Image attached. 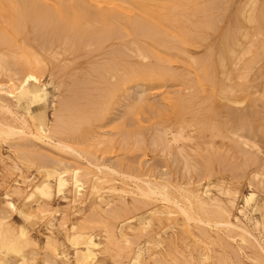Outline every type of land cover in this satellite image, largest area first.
Returning a JSON list of instances; mask_svg holds the SVG:
<instances>
[{
    "label": "bare ground",
    "instance_id": "1",
    "mask_svg": "<svg viewBox=\"0 0 264 264\" xmlns=\"http://www.w3.org/2000/svg\"><path fill=\"white\" fill-rule=\"evenodd\" d=\"M247 5V8L240 14L243 21L238 25V32L226 34L224 31L225 34L222 33L221 37H219L220 40L217 42V51L212 52V47L208 46L207 48L212 51L210 53L208 52L209 54H206L207 52L204 53V55L206 54L205 57L202 58L201 56V59L198 58V60H196L194 57L192 58V56H189L190 54L187 53L186 47L190 45L192 47L197 46L196 43L204 38V35L208 36L203 34L204 31L216 28L217 25L215 21H218L219 17L222 18L221 15L218 14V17L216 13L212 12L214 8L213 0H0V47H4V51L8 50L7 52H9L7 56L6 54L8 53L5 54L3 50V52H0V78L4 77L6 79L4 82L0 79V163L4 170L2 183L5 185L0 197V264H106L105 259L107 257L111 259L112 263L117 264H264V197H261V192L264 193V190H262L264 188V153L260 148L261 146L259 147L257 144L259 143L257 138L261 132L259 133L257 130V133H255V129L254 133L257 134L258 137L252 138L254 136L253 133V135L249 137L250 123H248L246 119L249 124L248 126L246 121L244 122V119L246 115H249L252 111L249 113L245 109L241 110L242 108H240L239 112L233 116L234 111H232L230 104L236 105L239 103L242 106V101L237 97L235 91L238 89L243 90L245 86H242L244 83L242 85L236 83L235 85V83H231L230 80L229 82L226 81L230 76L228 67L233 63L232 59H240L239 51H242L244 54L252 53L250 47H247L249 43L245 45L246 49H244V47L241 48L244 45L242 43L244 40L240 37L247 39L251 38L249 40L251 44V40H253L252 37L254 36L252 31L250 32L248 30L249 26L246 27L243 22H246V24L248 23L247 25L252 24L253 28H250V30L253 29L255 33H261L262 36L264 34V26H260L261 18L264 20L262 5H257L256 0H248ZM225 9L228 8L225 7ZM220 21L219 19L218 22L220 23ZM233 30L235 31V27ZM28 33L35 35L38 42L41 38L43 41L46 39V43L49 44V47L53 45L56 49L60 50V52L71 51L73 53L77 52V54L78 51L84 49L86 46H92L93 50H96L94 52L97 53V51H101L104 48V43H107L109 40H119L121 43L119 45L115 44L114 47L110 45L111 49L105 52L107 57L103 62L95 60L97 63H94V65L91 64L92 66L88 63L91 69L86 66L87 69L90 70L88 73L89 75L92 74L93 76V73L96 75L94 76L96 77L94 82L97 84L95 88L96 91L93 90L94 88L86 90V87L84 89L88 91L87 93L86 91L80 93V89L76 91V84L80 86L78 85L80 82L77 83L73 81L74 78L72 81L69 80L72 82V84H69V88H71L70 85L73 86L74 84L76 87H72L74 90L72 88L69 89L68 85H62V82L58 83L59 85L56 84L58 88H61L59 86H63V89L68 88L65 91H70L71 93L73 91L76 92L72 93V95L67 93L71 96L68 95L65 99L59 97L61 101L59 102V106L56 107L55 104L58 105V103L54 101V95L52 91L49 90V87H52L54 91L57 86L54 85L53 78L50 76L52 74H49L50 72L48 73L50 77L46 82L41 80V75H43L42 71L45 70V66L40 56H37L33 50H28L29 47L28 49L25 48V41H27V43H25L26 45H28L30 41V39L25 40L28 36H31L28 35L25 37ZM19 37H21V39H19ZM204 39L208 41L207 38ZM246 40L244 42H246ZM258 40L255 43L259 42ZM34 41L32 43H34ZM262 42L264 43V40ZM230 45H232V47H234L233 45H235V47L238 46V50L239 47L241 50L238 51L235 47L231 48ZM39 46L37 49L40 48L42 50V47L44 48V46ZM227 46H230V49ZM258 47H261L259 50H263L264 44ZM108 48L110 47L108 46ZM197 48L194 49L197 50ZM40 49L38 51H40ZM56 49L51 52L49 51L46 53L45 51L43 53L47 54V58L53 57L55 53L59 52ZM256 49L258 50V48ZM106 50L108 49L106 48ZM204 50L206 51L207 49ZM91 51L92 50H89V48H87V52L86 49H84V52H86V54L88 53V55ZM71 52L70 54H72ZM256 52L255 54H257ZM259 52V56H261V52L264 53V51ZM130 53H133L138 61H130ZM105 54L102 55L104 56ZM73 55H75V53ZM243 56H241V61L242 58L245 59L247 55H245V57ZM97 57H99V55H97ZM252 58L250 59L252 63H250L248 69L246 68L247 66H245V64L250 61L248 58V61L244 62V67H241L251 70V64L255 66V63L258 62L253 60V63ZM45 59L46 58H44V60ZM147 59H150V61L145 62ZM182 59L186 62L187 72L193 74V79L191 81L193 85L189 87L185 86L184 88L179 87V90L175 88L177 91L173 94L174 89L171 90L173 92L171 93L166 90L165 87L169 81L181 79L183 74L170 68V64H176L177 61L183 63L179 61ZM50 60L51 59H49V61ZM240 60L239 62L242 63ZM260 61L262 63V60ZM72 62L75 64V61ZM72 62L70 63L72 64ZM71 64L66 65L71 66ZM57 65H59V63ZM232 66L237 68L238 65L234 63ZM254 66L253 68H255ZM258 66L256 65V67ZM241 69L239 71H241ZM215 71L220 72L219 75L221 78H223L222 74H226V76L229 75L228 78L225 79V85L224 83H222V85L219 84V80L215 78ZM58 72L56 71L54 74ZM60 73L61 72L57 75ZM263 73L264 72L261 74ZM54 74L52 76L55 78ZM88 74L87 77H90ZM258 74L257 76L254 74V79L259 77ZM245 75L249 78L246 72L245 74H237L236 77L241 78L243 81L246 79L244 77ZM62 77L57 79L61 81ZM186 77H188V74ZM79 80L81 79L79 78ZM184 81L186 82V80ZM237 81L240 80L237 79ZM260 81L256 82L260 83ZM81 82L83 83L84 81ZM247 82L249 83V81L246 80L245 84ZM84 84L85 83H83V85L81 84V86L88 85L87 83L86 85ZM103 84L104 86L100 87ZM186 84L188 85V82H186ZM90 85L92 86V83H89L88 86ZM236 86L237 88H235ZM247 86L249 87V85ZM138 87H144L145 92V87L147 91V87L155 88V91L161 95L160 100L163 105L160 106L162 108H159V105L155 107L154 114H158L161 117H171L175 122H181V124L185 121L184 125L186 123L188 124L185 118L186 115L190 112L193 113L192 108L193 106L195 107V105L204 112L200 113L196 110V113L194 112L193 115H191L193 118H214L213 115L218 105L224 106L227 112H230L231 118L234 117L236 120V117H239V133L243 131V128H249L246 130L247 133L249 132V135L246 133L249 138L243 137L242 135L244 133L240 135L234 130L230 134L235 135L237 138H234L235 141L231 139L234 136L230 135L226 131L227 129H225V132L231 136H229V140L232 142L231 145H233V148L236 143L238 145L236 144L235 147L240 146L238 150H236V158L240 155L239 152H243L241 159L242 161L245 160L244 163L247 161L246 163L249 162L250 166L252 163L257 164H255L257 169L256 166H251L255 167L253 168L255 170H253L251 175H249L248 181H246L248 182V190L245 193H241L238 189L230 187L229 184L212 181V178H209V176L211 168L214 172L213 167L208 165L203 159L201 163L204 161L205 163L201 171H206L208 176L202 178L203 175L200 174L201 180L199 178V184L197 183V176V179H194L196 182H192L191 180L193 178L190 176L191 180L187 179L188 181L186 183L185 181L183 183H181V181H178L179 183H173L174 179L172 181L164 177H159L157 175L158 173L155 174L157 171L155 173H153L154 171H152V173L148 171L134 173V170L133 172L130 171V166H127L129 167L128 170H125L120 167L122 164L116 166L115 164L117 162H114L115 164L112 163L113 166L108 162V164L105 163V160L104 162L99 161L100 158L94 155L96 151L93 154L88 148L93 149L103 144H110L113 138L111 139L105 135L102 136L100 133V135L97 136H86L85 133L80 135V130L90 125L92 122L94 123V121L106 120L109 117L110 110L114 108L115 105L117 107V103L121 102L120 100L128 98L132 88L135 90V88ZM248 89L251 90L250 88ZM58 90L59 89L55 91L57 92ZM89 91H95L97 94L90 97L88 94L90 93ZM239 92L241 93V91ZM93 93L94 92H92V95ZM199 93L203 95L200 96ZM262 93H264L263 90L262 92L260 91V94ZM135 94L137 93H134V96ZM137 95H140L141 101H146V97H141V94ZM259 96L262 95L258 94L255 98ZM263 96L261 97L262 99L264 98ZM56 97L58 98V95ZM74 97L78 99V101L80 98V100H85V102L76 104ZM59 98L57 99L58 101L60 100ZM150 99L148 100L150 101ZM220 100L224 101V103H221ZM131 101H133V97ZM250 101L252 105H254L253 102L257 100L253 101V99H251ZM133 102H127L125 104L127 111L135 107ZM257 102L260 103L261 100ZM147 104L149 105V102ZM239 104L236 107L235 105L233 106L237 108ZM207 105L209 107H207ZM261 105L264 104L262 103ZM138 106L140 105L138 104ZM49 108L52 109L51 118H49L47 114ZM125 111L123 112L125 113ZM242 111H244V113ZM259 111L258 113L261 114ZM231 112H233V115ZM131 113L129 112L128 115ZM131 116L134 115L131 114ZM227 116L229 115L227 114ZM219 117L218 114V119H220ZM230 117H225L226 123L229 122L227 119H230ZM152 118L150 119L151 121ZM248 118H250V116ZM205 119L203 118L201 128H203V126L208 128L212 127L214 122L212 126H209ZM262 119H259V121L261 120L264 122ZM116 120L117 119L112 121ZM191 120L193 119L189 121L191 122ZM196 121L198 122H196V126H200L199 121L201 122L202 119H197ZM254 122L252 120L251 123ZM117 123L118 121L116 124ZM125 123L124 125L128 122ZM218 124L217 121V125ZM106 126L104 125L105 128H107ZM226 126L229 127L230 125H225L224 128H226ZM254 126L252 125V127ZM96 127H99V125ZM113 127L115 126L112 125V129ZM155 127L160 129L156 125ZM218 127L220 126L218 125ZM218 127L215 126L214 128ZM263 127H260L262 128V133L264 132ZM120 128L117 126L116 130ZM156 128L155 130L158 131ZM197 128L198 132H201L200 127ZM208 128L206 132L207 130L209 131ZM186 129H188V126ZM162 130L163 131L159 132H161L163 137L160 136L159 138L162 139L161 141L165 146H168L170 142L175 143L179 138L184 137L182 128L174 129V132L171 131L169 133L171 137L169 138L165 137V134L163 135L162 133H165V131L167 132V130ZM214 130L210 128L208 133H204L209 134L211 131L214 132ZM113 131L115 132V130ZM118 131L116 132L119 133ZM152 132L154 133V130ZM243 132H245V129ZM139 133L138 131V134ZM114 134L113 136L116 135ZM132 134L133 133H131V136ZM138 134L135 135L133 140H137L136 137H138L137 141L141 142L140 140L142 137ZM125 135L123 137H125ZM218 135H220V133L215 134L214 132L213 136L217 137ZM224 135H221L222 138L218 136L220 141L221 139L222 141L223 139L227 140L226 135L225 137ZM209 136L211 137V135ZM200 139L203 141L205 140L201 137ZM260 140H263L262 136ZM129 142L130 141H128V143ZM122 143L116 145L115 142L113 145H116V149L120 150V148L117 147ZM142 143L143 142L139 144ZM146 145L148 147V144ZM187 145L188 144H186L185 147L188 149L189 146L187 147ZM196 145V147H198V144ZM3 146L6 147V154L2 152ZM137 146L135 150L139 149ZM199 146L201 147L202 145ZM120 147L124 149L123 146ZM157 147H159V145ZM181 147H183V145ZM218 147L219 146H217V150L220 149V147ZM203 148L205 149V147ZM210 148L214 149L215 147H209L208 149L210 150ZM228 148H230V146ZM41 149H53L60 155L54 157L50 155L52 157H46V153L43 154L40 152ZM96 149L99 150V148ZM190 149L191 148H189V150ZM201 149L199 150L201 151ZM102 150L99 151V153H106L107 151L105 150L108 149ZM182 150L183 148H180L181 153ZM209 150L208 152L212 151ZM222 150H224V148L222 149L221 147L219 151ZM191 151H194V149ZM127 152H130V150H127ZM183 152H185V150ZM134 153L135 152H131V154ZM195 153L194 151V154ZM212 153L214 155V150ZM217 153L218 151L215 153V156ZM222 153L223 156L219 153L216 158H208L210 155L213 156L210 154L207 157L209 159L207 162H210L211 159L214 158L217 159L218 156L219 158H224L225 153L223 151ZM228 153L230 154L232 152L229 151ZM259 153L263 156H259ZM207 154L205 153L206 156ZM227 154L226 156H228ZM232 154L234 156V153ZM44 156L47 161L43 160L45 159ZM192 156L193 154L191 158ZM197 157L199 158V154ZM228 157H231L230 159L233 160L231 154ZM111 160L112 159L108 161L110 162ZM128 161L129 160L125 163L128 164ZM222 161L223 165L225 162L229 163L228 160L225 162L224 160ZM236 161L237 160L234 159V162ZM186 162L187 160L184 162L185 167ZM188 162H190V160ZM234 162H231L233 167L237 164H234ZM137 163L138 162L132 164V167ZM244 163L240 161V164L243 165ZM139 164L140 163H138V166ZM220 165H222V163ZM21 166H25L26 168L35 166L33 168H35L39 177L35 179L34 176L30 177V175L24 174ZM232 166L231 172L229 171L230 168L226 171L224 169V172H221L220 175L225 172L227 173V171L228 174L231 175L230 173L235 171L234 169V171H232ZM237 166H239V163ZM240 166L237 168L238 170L241 169ZM244 166L245 168L242 167L246 170L250 167L249 165L247 167L246 164H244ZM187 167L192 168L188 165ZM216 167H218V165H216ZM181 168H184L183 164ZM243 168L242 173L245 171ZM174 169L176 170V168ZM189 170H187V172ZM201 171L199 173H201ZM234 173L236 174V172ZM237 173H239L241 176L240 178H242V173L240 174L238 171ZM165 174L167 173L165 172ZM206 174L204 173V175ZM235 174L232 175L234 176ZM12 175H14V177L8 181L7 179ZM216 175L218 176V173ZM166 176L167 175H165V177ZM236 176H234L235 179L232 178V181L236 180L235 182H237L241 180L240 178L237 180ZM181 177L183 178V176H180V178ZM174 178H176V176ZM229 178H231V176L228 177V179ZM55 198L65 202V206H55L53 203ZM128 198L130 199L129 201L127 200ZM238 199L241 201L240 205L237 203ZM142 209L145 210L143 211ZM85 210L90 212L89 216L86 215L88 217L84 215ZM12 214H15L20 219V223L15 224L12 219L10 220ZM38 223H40L42 228L46 231L42 242L33 232L34 226ZM55 232L62 234L63 243L59 241ZM178 243L184 245L183 251L177 249L176 245ZM213 245H219L222 249V253L220 254V252H217L218 254H216L212 249Z\"/></svg>",
    "mask_w": 264,
    "mask_h": 264
},
{
    "label": "rangeland",
    "instance_id": "2",
    "mask_svg": "<svg viewBox=\"0 0 264 264\" xmlns=\"http://www.w3.org/2000/svg\"><path fill=\"white\" fill-rule=\"evenodd\" d=\"M221 1V2H220ZM230 1V2H229ZM257 1V5H259V6H261L262 8H263V11H264V0H256ZM218 2H220V3H218ZM228 2V3H227ZM213 4H214V8L212 9V12H214V13H216V15L219 17V15H221V17L222 18H218V21H219V19L221 20L220 21V23L216 20L215 21V23H216V25H217V29L216 28H214V29H207V30H205L204 31V33L203 34H206V35H208V36H205L204 35V38H207L208 39V41L206 40V39H204V38H202V39H200L196 44H197V46H198V48H197V46H193L194 48H197V50L196 49H194L191 45L190 46H188V47H186V50H187V53L188 54H190L189 56H192V58L194 57V59H196V60H198V58L199 59H201V56H202V58L203 57H205L206 56V54H209L212 50V52H215V51H217V49H218V41L220 40V38L219 37H221V34L222 33H224L225 34V32H226V34H232L233 32L234 33H237L238 31H237V29H238V25H239V23H242V18L240 17V14H241V12L242 11H244L246 8H247V4H248V0H219V1H217V0H213ZM220 4V5H219ZM229 4V5H228ZM224 5V6H223ZM231 5V6H230ZM228 6V7H227ZM243 6V7H242ZM221 7V8H220ZM225 7L226 8H228V9H225ZM218 8V9H217ZM232 8V9H231ZM218 10H219V12H218ZM227 10V11H226ZM222 11H224V12H222ZM238 14H237V13ZM240 12V13H239ZM232 13V14H231ZM219 14V15H218ZM231 15V16H230ZM234 16H235V18H234ZM224 18V19H223ZM223 19V20H222ZM227 19V20H226ZM262 20H263V18H261V22H262ZM259 22H260V20H259ZM260 22V26L261 25H263L264 26V20H263V22L261 23ZM227 23V24H226ZM244 24H245V26L246 27H248V30L251 32L252 31V33L254 34V36L252 37V39L253 40H251V44H250V39L251 38H244V37H240L242 40H246V42H244V41H242V43L244 44L241 48H243L244 47V49H246V46L245 45H247L248 43L250 44H248L247 45V47H250V49L252 50V53H243L242 51H239V50H241V48L239 47V50H238V46L237 47H235V45H233L238 51H239V55H240V59H241V56H243V57H245V55H247L246 57H245V59L244 58H242V61L240 60V59H238V58H236V59H232L233 60V63L232 64H234V63H237V68L236 67H234V66H232V64H230V66L228 67V73H230L228 76H229V79H227L228 78V76H226V74H222V76H223V78H221V76L219 75V71H215V78L217 79V80H219L218 82H219V84H221L222 85V83H224V85L226 84V81H228L229 82V80L231 81V83L233 82V83H235V85H236V83L237 84H243L242 86L244 87V89L243 90H236L235 92V94L237 95V97L242 101V106L239 104V103H237L236 105L235 104H230V106H231V109H232V111H234V115H233V112H231L232 113V115L233 116H235L236 115V113H238L239 112V109L240 108H242L241 110H246V111H248L249 113H250V111H252L249 115H246V117H245V119H244V122L246 121V119H247V121H248V123H250V126H249V124L247 123V121H246V123L248 124V126L250 127V130H252V131H250L249 130V132H250V135H249V132L247 133V131L246 130H248L247 128H243L242 130L244 131V129H245V132H240L239 133V127H238V125H239V117H236V120H235V118L234 117H230L231 115H230V112H227V110H226V108L224 107V106H222V105H218V107L216 108V111H215V114H216V116H215V114L213 115L214 116V118L213 117H192L191 115H193V113L195 112L196 113V110L197 111H199L200 113H202V112H204L203 110L201 111V109H199V107L197 106L196 107V105H195V107L193 106V108H192V111H193V113H189L188 115H186V122H188V124L186 123L185 125H184V123H185V121H184V123H182L181 124V122H175L171 117H161L160 115H158V114H154L155 113V107H158V105H159V108H162L161 106L163 105L162 104V101L160 100L161 99V95L159 94V93H157L156 91H155V88H152V87H147L148 88V91H147V89H146V87H145V90H146V92L144 91V87H138V88H135V90H134V88H132V91L129 93V97L128 98H123V100H120L121 102L120 103H117V107H116V105L114 106V108H112L111 110H110V114H109V117L106 119V120H102V121H94V123L92 122L90 125H88V126H85V127H83L81 130H80V135H83L84 133H85V135L86 136H97V135H102V136H107V137H110L111 139H112V142L110 143V144H103V145H101V146H98V147H95V148H93V149H96V148H99V150L98 149H96V150H93V149H91V148H88L90 151H92L93 152V154L95 153V151H96V153L94 154L96 157L98 156L100 159H99V161H103L104 162V160H105V163H109V164H111V165H113V164H115L116 162L118 163H116L115 165L116 166H119L120 164H122V165H120V167L121 168H124L125 170H128V168L129 167H127V166H130V171H132L133 172V170H134V173H136V172H149V173H152V171H154L153 173H155L156 171V173L155 174H157L159 177H164V178H166V179H168V180H172L173 181V179H174V182L173 183H179L180 181H181V183H183L184 181H185V183L188 181V180H191V178H190V176L193 178L191 181L192 182H196V180L194 181V179L196 178L197 179V177H198V179H197V183L199 184V181L201 180V176H199L200 174L201 175H203V177L202 178H205V177H207L208 176V174H206V171H201V168H203L204 166V163H205V161H206V163H208V165H211L212 167H213V170H214V172L212 171V168L211 167H208V168H211V171H210V176H209V178H212L211 180L212 181H219V182H224V184H229V186L230 187H232V188H236V189H238L241 193H245L247 190H248V182H246V181H248V179H249V175H251V173L253 172V170H255V169H253V168H255V167H251V166H256L255 164H253L252 162V164H251V166H250V163L248 162V163H244V161L245 160H243L242 161V157L241 156H243L242 154H243V152H242V150L240 149V151L242 152V153H240L239 152V154L240 155H238V157L236 158V150H238V148L240 147H235V145L237 144H235L234 142L236 141L235 139H237L236 137H235V135H233V134H230V133H232V131H236V133H238V134H240V135H242L243 133V137H246V138H249V137H251L253 134H254V136L252 137V138H254V137H258L257 136V134H255V133H257V130L259 131V139L257 138V140H259L258 142L259 143H257L258 145H259V147L261 148V150H262V152L264 153V132L262 133V128H260V127H263V125H264V122L263 121H259V119H262V120H264V105H261L262 103L264 104V98L262 99L261 97L263 96V94L264 93H262V94H260V91L262 92V90L264 91V86H260V85H264V73L263 74H261L262 72H264V53L263 52H261V56H259L258 54H260V52L259 51H264V49L262 50V49H260L259 50V48H261V47H258L259 45L261 46L262 44H264L262 41L264 40L263 39V37H264V32L262 33L263 34V36L261 35V33L259 34H257V33H255L254 32V30L253 29H251L250 30V28H253V26H252V24H249V25H247L246 24V22H243ZM225 26H227V27H225ZM251 26V27H250ZM231 27V28H230ZM235 27V31L233 30V28ZM262 27V26H261ZM232 29V30H231ZM264 29V28H263ZM212 32H211V31ZM223 30V31H222ZM218 31V32H217ZM225 31V32H224ZM216 34V35H214V34ZM28 35H31V36H28ZM256 35V36H255ZM260 35H261V37H260ZM28 36V37H27ZM215 36V37H214ZM260 38H259V37ZM25 37H27L25 40H27V39H30V41L28 42L29 44L28 45H26L25 43H27V41H25V43H24V45H25V48L26 49H28V47H29V49L28 50H33L34 52H35V54L37 55V56H40V58H42L43 59V63H44V66H45V70H43L42 72H40V73H42L43 75H41V80L42 81H47L48 79H49V77L51 76L52 78H53V83H54V85H56V84H58V83H61L62 85L63 84H65V85H68V88H69V84H72V80H73V78H74V80L73 81H75V82H80L78 85H80V86H77V84H76V87L78 88H76L75 87V85L73 84V86H74V88H76V91L77 90H79L80 89V93H82V92H85L86 90H90L91 88H94L93 90H95V88H96V86H97V84H95V80H96V77H94V76H96L94 73H93V76H92V74H88L89 73V69H91L88 65L90 64H92V65H94V63H97L96 61H101V62H103L104 61V59H106V57H107V54H105V52L106 51H109L110 49H111V46L110 45H113V47H114V45L116 44V45H119L121 42L119 41V40H109L107 43H104V48L101 50V51H97V53L96 52H94V51H96V50H93V47L92 46H86L84 49H86V52H87V48H89V50L91 49L92 51L90 52V54L88 55V53L86 54V52H84V49H81L80 51H78V54H77V52H74L75 53V55H73L74 53L73 52H71V51H65V52H60V50H58V49H56L53 45V47L52 46H50L49 47V44H47L46 42H47V40L46 39H44L45 41H43V39L41 38L40 40H42V41H40L39 40V42H38V40L36 39V36L35 35H33V34H31V33H28ZM258 37V38H257ZM32 38V39H31ZM257 38V39H256ZM262 38V39H261ZM19 39H21V37H19ZM216 39H217V41H216ZM259 39V40H258ZM260 39H261V44H260ZM35 40V41H34ZM202 40H203V42H202ZM211 40H212V42H211ZM255 40V41H254ZM259 41V42H257V43H255L256 41ZM34 41V43H32ZM253 41V42H252ZM32 43V44H31ZM201 43V44H200ZM33 44H35V45H33ZM257 44V45H256ZM40 45V46H39ZM41 47V46H44V48L42 47V50L40 49V51H38L39 49H37V47ZM108 46L110 47V48H108ZM212 47L211 49V51L207 48V47ZM231 46V48H234V47H232V45H230ZM230 46H227L229 49H230ZM252 46V47H251ZM254 46V47H253ZM256 46V47H255ZM112 47V48H113ZM32 48V49H31ZM106 48L108 49V50H106ZM228 48H227V50H228ZM254 48V49H253ZM256 48H258V50L256 49ZM4 47H0V52L3 50L4 51ZM45 49V50H44ZM54 49H56V50H58L59 52H57V53H55V55L53 56V57H48L49 59H51L50 61H49V59L47 58V52H51V51H54ZM105 49V50H104ZM204 49H207L206 51L204 50ZM243 50V49H242ZM2 51V52H3ZM8 51V50H7ZM7 51H4L5 52V54L6 53H8V54H6V56L7 55H9V52H7ZM10 51V50H9ZM46 51V56H45V54L43 53V52H45ZM256 51H258V52H256ZM41 54H40V53ZM69 54H68V53ZM70 52L72 53V54H70ZM207 52V53H206ZM209 52V53H208ZM242 52V53H241ZM255 52L257 53V54H255ZM38 53V54H37ZM105 54L104 56L102 55V54ZM204 53H206L205 55H204ZM263 53V54H262ZM10 54H11V51H10ZM61 54H63V55H61ZM82 54V55H81ZM68 55H70V56H68ZM81 55V56H80ZM97 55H99V57H97ZM102 57H101V56ZM130 57H129V60L130 61H132V62H134V61H138V59H137V57H135L134 56V54L133 53H130ZM197 55V56H196ZM253 55V56H252ZM68 56V57H67ZM77 58H76V57ZM252 57H254V58H252V61L254 60L255 62H257V63H255V66L253 65V64H251L252 66V68H253V66L255 67V68H251V70L249 71V70H247L248 69V67L250 66V63H252L251 62V58ZM44 58H46L45 60H44ZM64 58V59H63ZM85 58V59H84ZM247 58L250 60L249 61V63H244V62H247L248 60H247ZM79 59V60H78ZM102 59V60H101ZM60 60V61H59ZM96 60V61H95ZM178 60V59H177ZM238 60V61H237ZM239 60L242 62V63H240L239 62ZM260 60H262V63H261V61ZM47 61H49V62H47ZM72 61H75L74 63L75 64H73V62ZM98 61V62H99ZM146 61H150V59H147V60H145V62ZM180 62L182 61L183 63H179L178 61L176 62V64H170V68H172L174 71H176V72H178V73H182L183 74V76H182V78L181 79H179V80H174V81H169V83H167V85H166V87H165V89L166 90H168V91H170L171 93H173L171 90H173L174 91V93L173 94H175L176 93V91H177V89H175V88H178V90H179V87H181V88H184L185 86H192L193 85V83L191 82L192 81V79H193V74L192 73H189V72H187V66H186V62L182 59V60H179ZM254 61H253V63H254ZM260 61V62H259ZM53 62V63H52ZM55 62V63H54ZM70 62H72V64L70 63ZM79 62V63H78ZM185 62V63H184ZM49 63V64H48ZM59 63V65H57ZM65 65H64V64ZM89 63V64H88ZM260 63V64H259ZM70 65L71 64V66H67V65ZM87 64V65H86ZM183 64V65H182ZM185 64V65H184ZM244 64H245V66H247L246 68H243L244 67ZM248 64V65H247ZM56 65V66H55ZM91 65V66H92ZM169 65V64H168ZM256 65L258 66V65H260V66H258V67H256ZM55 66V67H54ZM58 66H59V68H58ZM64 66V67H63ZM89 68V69H87V67ZM236 66V65H235ZM241 66H243V67H241ZM9 67V66H8ZM11 67V66H10ZM61 67H63V68H61ZM70 67V68H69ZM260 67H262V68H260ZM62 70H61V69ZM68 68H69V70H68ZM83 68V69H82ZM243 69V71H242V69ZM54 69H55V71H54ZM57 69H60V70H57ZM67 71H66V70ZM71 69H73V70H71ZM80 69V70H79ZM241 69V71H239ZM245 69H246V71H245ZM76 71V73H75V71ZM237 70V71H236ZM259 70H260V72H259ZM48 71V72H47ZM61 72L59 75H57L58 73H56V74H54L55 72ZM64 73H63V72ZM69 71V72H68ZM74 71V72H73ZM79 73H78V72ZM184 71V72H183ZM234 71H236V72H234ZM248 71V72H247ZM254 71V72H253ZM50 72V73H49ZM87 72V73H86ZM240 72V73H239ZM245 74V72H246V74L248 75L249 74V72H250V74L248 75L249 76V78L248 77H246V75L244 76L246 79H244V77H243V79L245 80H243L242 81V79L241 78H237L236 77V75L237 74H243V73ZM252 72V73H251ZM257 72V73H256ZM258 72H259V74H258ZM45 73H46V75H45ZM48 73L49 74H54L55 75V78L52 76V75H48ZM79 74V75H78ZM82 74V75H81ZM84 74H86V75H84ZM87 74H88V76H90V77H87ZM188 74V77H186V75ZM257 76V74H258V76L259 77H257L256 79H254V77H255V75ZM74 75V76H73ZM189 75H192V76H189ZM232 75V76H231ZM63 76V77H62ZM69 76V77H68ZM72 76V77H71ZM76 76V77H75ZM252 76V77H251ZM261 76V77H260ZM62 77V79H61V81H59L60 79H57V78H61ZM83 77V78H82ZM92 77V78H91ZM76 78V79H75ZM79 78L81 79V80H79ZM95 78V79H94ZM248 78V79H247ZM253 78V79H252ZM261 78V79H260ZM1 80H2V82H4V81H6V79L4 78V77H1L0 78ZM64 79V80H63ZM89 81H88V80ZM225 79H227L226 81H225ZM237 79H239L240 81H237ZM69 80H71V81H69ZM182 80V81H181ZM184 80H186V82H188V85L186 84V82L184 81ZM190 80V81H189ZM235 80V81H234ZM246 80L247 81H249V83L247 82L246 84H245V82H246ZM250 80H252V81H250ZM261 80V81H260ZM81 81H84L83 83H85L84 85H86V83L89 85V83L91 84L92 83V86L90 85V86H81V84L83 85V83L81 82ZM223 81V82H222ZM225 81V82H224ZM242 81V82H241ZM256 81H260V83L258 82H256ZM172 82V83H171ZM182 82H183V85H182ZM191 83V85H190V83ZM263 84H262V83ZM67 83V84H66ZM74 83V82H73ZM176 83V84H175ZM231 83H228V84H231ZM253 83H255V84H253ZM60 84V85H61ZM169 84V85H168ZM177 84H178V86H177ZM186 84V85H185ZM257 85V84H260V85H257V86H253V85ZM59 85V84H58ZM95 85V86H94ZM182 85V86H181ZM233 85V84H232ZM247 85H249V87L247 86ZM57 86V85H56ZM72 85H70V87L72 88L73 87ZM100 86V85H99ZM104 86V84L103 85H101L100 87H103ZM168 86V87H167ZM169 86H170V88H169ZM174 86H177V87H174ZM253 88H252V87ZM59 87H61V88H58V86H57V88L55 87V89H54V91L52 90V87H49V90L50 91H52V94L54 95V101L56 102V103H58V105L57 104H55V106L56 107H58L59 106V102L61 101V99L60 98H63V99H65V98H67V96L69 95V96H71L72 95V93H75L74 91L71 93L70 91H65V90H67L68 88H64L63 89V86H59ZM67 87V86H66ZM86 87V90L84 89ZM250 88L251 90H249L248 88ZM258 88V89H256V88ZM263 87V88H262ZM71 88H69V89H71ZM143 88V89H142ZM235 88H237V86L235 87ZM246 88V89H245ZM256 90H258V91H256ZM57 89H59L57 92L55 91V90H57ZM73 89V88H72ZM81 89H83V90H81ZM139 91H138V90ZM74 90V89H73ZM144 91V94H143V91ZM248 90H249V92H248ZM62 91V92H61ZM96 91V90H95ZM95 91H92V92H94L93 93V95H92V92L91 91H89L90 93H88L89 95H90V97H92V96H94V95H96L97 94V92H95ZM152 91V92H151ZM238 91V92H237ZM239 91H241V93L239 92ZM247 91V92H246ZM61 92V93H60ZM64 92V93H63ZM66 92V93H65ZM88 91H86V93H87ZM142 92V93H141ZM255 92H256V95H255ZM258 92V93H257ZM60 93V94H59ZM67 93H70V94H67ZM134 93H137V94H141V97L142 96H144V97H146V101L144 102V101H141L140 100V95L138 96L137 94H135V96H134ZM153 93H155V94H152ZM63 94V95H62ZM67 94V95H66ZM132 94V95H131ZM146 94H147V96H146ZM240 94V95H239ZM258 94L259 95H262V96H259V97H257V98H255V96H258ZM58 95V98L60 99L59 101L57 100L58 98L56 97V96ZM131 95V96H130ZM199 95L201 96V95H203V94H201V93H199ZM250 95H252V96H254V97H252V96H250ZM64 96V97H63ZM154 98H152V97ZM157 96V97H156ZM55 97H56V99H55ZM132 97H133V101H131V99H132ZM150 97H151V99H150ZM156 97V98H155ZM250 97V98H249ZM264 97V96H263ZM122 98V97H121ZM261 98V99H260ZM62 99V100H63ZM82 99V98H81ZM138 99V100H137ZM148 99H150V101L148 100ZM157 99H158V101H157ZM251 99H253V101L255 100H257V101H259V100H261V102L259 103V102H253V104L254 105H252V102L250 101ZM71 100H73V99H71ZM74 100H76V101H78V99H76L75 97H74ZM73 100V101H74ZM126 100V101H125ZM128 100V101H127ZM217 100H218V98H217ZM75 101V103L76 104H81V103H83V102H85V100H80V98H79V101L78 102H76ZM124 101V102H123ZM221 101V100H220ZM81 102V103H80ZM127 102H130V103H132L133 102V104H135V107H133L132 109H130V111H127L126 110V108H125V104L127 103ZM139 102V103H138ZM149 102V105L147 104ZM153 102V103H152ZM158 102H160V103H158ZM140 105V106H138V104ZM146 103V104H145ZM221 103H224V101H221ZM120 104V105H119ZM137 104V105H136ZM143 106H142V105ZM238 104H239V107H237V108H235L236 106H238ZM250 104V105H249ZM255 104H257V105H255ZM119 105V106H118ZM155 105V106H154ZM161 105V106H160ZM233 105H235V107L233 106ZM262 107H261V106ZM138 106V107H137ZM144 106H145V108H144ZM148 106V107H147ZM153 106V107H152ZM256 106V107H255ZM258 106H260V107H258ZM207 107H209L208 105H207ZM243 107H245V108H243ZM252 107V108H251ZM138 108V109H137ZM261 108V109H260ZM122 109V110H121ZM136 109V110H135ZM207 109V108H206ZM234 109V110H233ZM238 109V110H237ZM255 109V110H254ZM119 110V111H118ZM126 110V111H125ZM240 110V111H241ZM260 110V111H259ZM123 111H125V113L123 112ZM131 111H132V113H131ZM134 111V112H133ZM139 111V112H138ZM245 111V112H246ZM258 111L259 112H261V114L260 113H258ZM52 112V109L51 108H49L48 110H47V114H48V117L49 118H51V113ZM116 112H118V113H116ZM128 112V113H127ZM129 112L132 114V115H134V116H131V114L130 115H128L129 114ZM142 112V113H141ZM143 112H144V114H143ZM150 112V113H149ZM243 113H244V111H242ZM255 112V113H254ZM262 112H263V115H262ZM113 113V114H112ZM254 113V114H253ZM115 114V115H114ZM125 114V115H124ZM218 114H219V118L220 119H218ZM227 114L229 115V116H227ZM248 114V113H247ZM142 115V116H141ZM145 115H146V118H145ZM260 117H259V116ZM113 116V117H112ZM130 116H131V118H130ZM250 116V118H248ZM141 119H140V118ZM153 117V118H152ZM225 117H230V119H227V121H229L228 123H226V118ZM253 117V118H252ZM262 117V118H261ZM113 118V119H112ZM121 118H122V120H121ZM133 118V119H132ZM152 118V121L150 120ZM193 119V120H191V122L189 121L190 119ZM199 120V119H202V121L200 122L199 121V124H200V126H196V120L197 119ZM203 118L205 119V121H207V123L209 124V126L211 125L212 126V123H213V126L215 125L216 127H218V125L220 126V127H218V128H214L213 126L212 127H210L211 128V130L213 129H215L214 130V132H215V134L216 133H220V135H218L219 137L221 136V135H224V133H225V135H226V137H227V140H224L223 139V141H222V139H221V141H220V139H219V137L217 138V137H215V136H213L214 135V132L213 131H211L209 134H206V133H208L209 131H210V128H208V127H204L203 126V128H201L202 127V122H203ZM213 120H212V119ZM225 118V119H224ZM233 118H234V120H233ZM110 119V120H109ZM115 120V119H117L116 121H112V120ZM138 119V120H137ZM239 119V120H238ZM119 120H121V121H119ZM243 120V119H242ZM251 120V121H250ZM252 120H253V122L255 123V126H254V123H251L252 122ZM111 124V123H113V124H109L108 122ZM118 121V123L116 124V122ZM193 121V122H192ZM209 121V122H208ZM212 121V122H211ZM217 121H218V125H217ZM250 121V122H249ZM127 124H126V123ZM142 122V123H141ZM190 122V123H189ZM210 122H211V124H210ZM215 122H216V124H215ZM231 122V123H230ZM234 122V123H233ZM100 123H101V125L104 127V125L107 127V128H103L101 125H100ZM104 123H106V124H104ZM124 123L126 124V125H124ZM193 123V124H192ZM198 123V122H197ZM221 123V124H220ZM233 123V124H232ZM258 123H260L261 124V126H260V124H258ZM207 124V125H208ZM95 125V126H94ZM99 125V127H96V126H98ZM112 125H114L115 127H113V129H112ZM120 125V126H119ZM155 125L157 126V127H159L160 129H158V128H156L155 127ZM183 125H184V127H183ZM188 126V129H186L187 128V126ZM225 125H230L229 127H227L226 126V128H224V126ZM252 125L255 127H252ZM109 126V127H108ZM117 126H118V128H120V129H118V130H116V128H117ZM125 126H126V128H125ZM177 126V127H176ZM190 126H193V127H190ZM161 127H162V129H164V130H167V132L165 131V133L164 132H162L163 133V135L165 134V137H167V138H169V137H171V134L169 135V133L171 132V131H175L174 129H177V128H182V133H183V135H184V137L183 138H179L175 143L174 142H170L169 144H168V146H165L164 144H163V142L161 141L162 139L161 138H159L160 136L161 137H163L162 136V134H161V132H159V131H163L162 129H161ZM197 127H200V130H201V132L199 131L198 132V128ZM237 127H238V129H237ZM257 127V128H256ZM115 128V129H114ZM155 128L156 129H158V131H156L155 130ZM173 128V129H172ZM183 128H184V130H183ZM209 129V131L207 130V132H206V129ZM223 128H224V130H223ZM233 128V129H232ZM254 128V129H253ZM264 128V127H263ZM92 129V130H91ZM96 129V130H95ZM144 129V130H143ZM225 129H227L226 131L230 134V135H232V136H234V137H232L231 139L232 140H235L233 143L235 144L234 145V148L232 147L233 145H231L232 144V142L229 140L230 139V135L227 133V132H225ZM255 129H256V132H255ZM101 130V131H100ZM105 130V131H104ZM113 130H115V132L113 131ZM123 130V131H122ZM141 130H143V131H141ZM154 130V133L152 132ZM186 130V131H185ZM193 130V131H192ZM229 130V131H228ZM86 131V132H85ZM90 131H92V132H90ZM100 131V132H99ZM109 131H111V132H109ZM116 131H118L119 133H117ZM120 131H122V132H120ZM132 131V132H131ZM138 131L140 132L139 134H138ZM203 131V132H202ZM264 131V130H263ZM103 132V133H102ZM109 132V133H108ZM144 132V133H143ZM159 132V133H158ZM204 132H206V133H204ZM255 132V133H254ZM88 133V134H87ZM100 133V134H99ZM116 135H115V134ZM131 133H133L132 134V136H131ZM196 133V134H195ZM223 133V134H222ZM249 135V137H248V135ZM253 133V134H252ZM95 134V135H94ZM111 134H112V136H111ZM113 134L115 135V136H113ZM127 136H126V135ZM141 135L140 137H142V139L141 138H139V139H141L140 141L141 142H143L142 144H139V143H141V142H139V141H137L138 140V137H136L137 138V140L135 139V141L133 140L134 139V137H135V135ZM151 134V135H150ZM160 134V135H159ZM190 134H192V135H190ZM125 135V137H123ZM134 135V136H133ZM201 135V136H200ZM207 137H206V136ZM209 135H211V137L209 136ZM225 135H224V137H225ZM146 136V137H145ZM194 136V137H193ZM230 136V137H229ZM261 136H262V139L263 140H260L261 139ZM127 137V138H126ZM200 137L201 138H203V139H205L204 141L202 140V139H200ZM87 138V137H86ZM123 138V139H122ZM126 138V139H125ZM150 138V139H149ZM159 138V139H158ZM197 138V139H196ZM212 138H214V139H212ZM221 138H222V136H221ZM235 138V139H234ZM252 138H250V139H252ZM118 139V140H117ZM153 139V140H152ZM156 139V140H155ZM188 140V141H187ZM207 140V141H206ZM253 140V139H252ZM255 140H256V138H255ZM256 140V141H257ZM116 142V145H118V143H122V142H124V143H122V144H119L120 146H123L124 147V149H121V147L119 146V147H117V148H120V150L119 149H116V145H113V143L115 144V142ZM128 141H130L129 143H128ZM156 141V142H155ZM212 143V146H211V143ZM260 141H262V142H260ZM137 142H139V143H137ZM146 142V143H145ZM150 142V143H149ZM152 142V143H151ZM191 142V143H190ZM200 142V143H199ZM227 142H229V143H227ZM133 143H134V146H133ZM137 143V144H136ZM160 143V144H159ZM203 143H205V144H203ZM221 143V144H220ZM127 145V146H125V145ZM129 144H130V146H129ZM140 146H139V145ZM146 144H148V147H147V145ZM156 144V145H155ZM159 145V147H157L158 145ZM163 144V145H162ZM174 144H175V146H174ZM186 144H188L187 145V147H188V149L185 147L186 146ZM195 144V145H194ZM196 144H198V147H200L199 145H202L203 147H205V149H206V147H207V149L209 148V147H215L214 149H212V148H210V150H214V152L216 153L217 151H218V155H219V153H220V155H222L223 156V153H222V151L225 153V156H224V158H229L228 156L231 154L232 155V157H233V160L232 159H230V160H232V161H230L229 159H224V158H221L222 160H224V162L226 161V160H228V162L230 163H227V162H225L224 163V165H223V161L219 158V156L217 157V159H215L216 158V156H217V154H216V156H215V153H214V155H213V153H212V151L211 152H208V150L206 151L202 146V149H201V147L200 148H198V147H196L197 145ZM208 146H207V145ZM214 144V145H213ZM133 147H132V146ZM138 145V146H137ZM183 145V147H181ZM196 147V150H195V147ZM205 145V146H204ZM238 145V144H237ZM105 146H107V147H105ZM136 146H137V148H139L138 150H139V152H138V150H135L136 149ZM145 146V147H144ZM165 148H164V147ZM192 146V147H191ZM217 146H219L220 147V149H221V147H222V149L224 148V150L226 151V148H227V151L225 152L224 150H222V151H219V150H217ZM227 146V147H226ZM230 146V148H228ZM4 148H2V152L4 153V154H6V147L5 146H3ZM109 147H110V151H109ZM130 147H132V148H130ZM177 147V148H176ZM185 147V148H184ZM218 147V148H219ZM38 148V147H37ZM108 149V150H105V151H107L106 153H108V154H106V153H99V151H101L102 149ZM155 148H157V149H155ZM180 148L182 149L183 148V150H182V153L180 152ZM189 148H191L190 150H189ZM198 148V149H197ZM237 148V149H236ZM46 149V148H45ZM101 149V150H100ZM103 149V150H104ZM133 149V150H132ZM155 149V150H154ZM175 149V150H174ZM187 149V150H186ZM194 149V151L196 152L195 154H194V151H191V150H193ZM199 149H201V151H203V152H201ZM230 149V150H229ZM232 149V150H231ZM102 150V151H103ZM113 150H114V152H113ZM117 150H119V151H117ZM126 150V151H125ZM127 150L129 151L130 150V152H127ZM135 150V151H134ZM170 150V151H169ZM178 150V151H177ZM185 150V152H183ZM209 150V151H210ZM230 152H232V153H234V156H233V154L232 153H228L229 151ZM47 151V152H46ZM55 150H51V149H47V150H40V152L41 153H43V154H45L46 153V157H48V156H50V155H53V157L54 156H56V155H60V154H58V152L57 151H55ZM104 151V152H105ZM117 151V152H116ZM121 151V152H120ZM144 151V152H143ZM177 153H176V152ZM205 151V152H204ZM98 152V153H97ZM123 152V153H122ZM131 152L133 153V152H135L134 154H131ZM190 152V153H189ZM207 152H208V154H207ZM122 153V154H121ZM159 153V154H158ZM185 153V154H184ZM205 153L207 154V156L205 155ZM228 153V154H227ZM98 154H100V155H98ZM102 154V155H101ZM119 154V155H118ZM128 154H130V155H128ZM141 154V155H140ZM193 154V156H192V158H191V155ZM198 154H199V158L197 157L198 156ZM210 154H212L213 156H211ZM226 154L228 155V156H226ZM238 154V153H237ZM121 155V156H120ZM123 155V156H122ZM125 155V156H124ZM211 157H210V156ZM108 156V157H107ZM116 156V157H115ZM122 157V158H120V157ZM127 156H129V157H127ZM131 156V157H130ZM134 156V157H133ZM136 156V157H135ZM161 156H162V158H161ZM185 158H184V157ZM209 156V157H208ZM259 156H263V155H260V153H259ZM45 157V156H44ZM46 157H45V159H43V160H46ZM50 157H52V156H50ZM106 157V158H105ZM112 157H115V158H112ZM123 157H124V159H123ZM168 157V158H167ZM178 157V158H177ZM213 158V157H215L214 159H211V161L210 162H207L209 159L208 158ZM235 157V158H234ZM101 158H102V160H101ZM118 158V159H117ZM120 158V159H119ZM129 158V159H128ZM194 158H196V159H194ZM110 160V159H112L110 162L108 161V160ZM141 159V160H140ZM163 159V160H162ZM168 159H169V161H168ZM190 160V162H188L189 160ZM205 160L203 163H201V161H203V160ZM234 159H236L237 161H239V162H234ZM244 159V158H243ZM117 160V161H116ZM118 160H120V161H118ZM121 160H122V162H121ZM125 160V161H124ZM127 160H129L128 161V164L127 163H125V162H127ZM130 160H131V162H130ZM144 160V161H143ZM185 160H187V162H186V167H185ZM222 161V162H220V161ZM47 161V160H46ZM46 161H44V162H46ZM140 161V162H139ZM147 161V162H146ZM173 161V162H172ZM195 161H200L199 163L198 162H195ZM213 161H215V162H213ZM240 161H241V163L243 162L244 164H246V166L248 167V165L250 166V167H248L247 168V170L246 169H244L245 168V166H244V164L242 165V164H240ZM115 162V163H114ZM120 162V163H119ZM130 162V163H129ZM135 162H138V163H140L139 164V166H138V163L137 164H135V168L134 167H132V164H134ZM147 164H146V163ZM172 164H171V163ZM214 164H213V163ZM234 162V164H238L239 163V166H240V170H238L237 168H239V166H237V164L236 165H234V167L232 166V163ZM47 163V162H46ZM107 163V164H108ZM113 163V164H112ZM143 163V164H142ZM144 163H145V165H144ZM166 163V164H165ZM187 163H191L190 165L189 164H187ZM192 163H193V165H192ZM201 163V164H200ZM216 163V164H215ZM222 163V165H223V167H222V165H220ZM125 164H127V165H125ZM182 164H183V167L184 168H181L182 167ZM198 164V165H197ZM142 165H143V167H142ZM187 165L190 167H192V168H194V169H192V168H188L187 167ZM206 165V164H205ZM207 165V166H208ZM216 165H218V167H216ZM227 165H228V167H227ZM259 165V164H258ZM114 166V165H113ZM126 168H125V167ZM196 166V167H195ZM221 166V167H220ZM231 166L233 167L232 168V171H234V172H236V174L234 173V172H232V173H230L231 172ZM235 166H237V167H235ZM244 168H243V167ZM33 167H35V166H32V167H25V166H21V168H22V170H23V173L24 174H26V175H30V177H32V176H34L35 177V179H37L38 177H39V175L37 174V172H36V170H35V168H33ZM149 167V168H148ZM166 167V168H165ZM219 167H220V169H219ZM225 167H227V168H225ZM30 168H32V169H30ZM133 168V169H132ZM151 168V169H150ZM171 168V169H170ZM174 168H176V170L174 169ZM186 168H188V169H186ZM217 168V169H216ZM230 168V174L231 175H229L228 174V171H227V173L225 172V173H222L221 175H220V173L221 172H224V169H225V171L226 170H228ZM242 168L245 170L243 173H242ZM136 169V170H135ZM143 169V170H142ZM147 169H149V170H151V171H149V170H147ZM154 169V170H153ZM190 169V170H189ZM192 169V170H191ZM199 171H198V170ZM234 169V170H233ZM237 169V170H236ZM256 169H257V166H256ZM187 170H189L188 172H187ZM217 170H218V172H217ZM223 170V171H222ZM4 170L2 169V165H1V163H0V197H1V194H2V192H3V190H4V184L2 183V177L4 176V172H3ZM174 171V172H173ZM187 175H185L183 172ZM186 171V172H185ZM192 173H191V172ZM201 171V173H199ZM237 171L238 172H240V174L242 175V178H240L241 176L239 175V173H237ZM248 171H250V172H248ZM165 172L167 173V174H165ZM218 173V176L216 175L217 173ZM161 173V174H160ZM175 173V174H174ZM179 173H181V174H179ZM203 173V174H202ZM204 173L206 174V175H204ZM212 173H214V174H212ZM245 173V174H244ZM167 175L166 177H165V175ZM190 174V175H189ZM194 174H197V175H194ZM232 174H235L234 176H236L237 174L239 175H237L236 176V178H237V180H239L238 178H240L241 180H239V181H237V182H235L236 180H234V181H232V178H234V176L232 175ZM244 174V175H243ZM2 175V176H1ZM189 175V176H188ZM229 175V176H228ZM176 176V178H174ZM180 176H183V178L181 179L180 178ZM186 176V177H185ZM197 176V177H196ZM231 176V178H229L228 179V177H230ZM243 176H244V178H243ZM14 177V175H12V176H10L7 180L9 181V180H11L12 178ZM169 177V178H168ZM186 178V179H185ZM199 178H200V180H199ZM220 178V179H219ZM246 178H247V180H246ZM179 179H181V180H179ZM183 179H185V180H183ZM188 179V180H187ZM207 179V178H206ZM205 179V180H206ZM223 179V180H222ZM235 179V178H234ZM179 181V182H178ZM231 183H230V182ZM196 184V183H195ZM243 184V185H242ZM243 186V187H242ZM262 190H264V188L262 189ZM213 192H214V190H213ZM261 197H264V193L263 192H261ZM128 201L130 200L129 198L127 199ZM53 203H54V205L56 206H59V207H64L65 206V202H63L61 199H57V198H55L54 200H53ZM237 203H238V205H240L241 204V201H240V199H238V201H237ZM61 205V206H60ZM143 211L145 210V209H142ZM89 214H90V212L88 211V210H85L84 211V215L86 216V215H88L89 216ZM88 216H86V217H88ZM12 219V221H14L15 222V224H18V223H20V219L15 215V214H12L11 216H10V220ZM40 223H38V224H36L35 226H34V230H33V232H34V234L39 238V240L42 242V240H43V238H44V234H45V230H44V228H42V226H41V224L39 225ZM55 235L57 236V238L59 239V241L61 242V243H63V239H62V234L61 233H58V232H55ZM144 238V237H143ZM176 247H177V249L178 250H180V251H183L184 250V245H182L181 243H178L177 245H176ZM212 249H213V251L216 253V254H218L217 252H220V254L222 253V249L219 247V245H216V246H212ZM221 249V250H220ZM160 250V249H159ZM158 250V251H159ZM186 250V249H185ZM41 251V250H40ZM187 251V250H186ZM42 252V251H41ZM193 252H194V250H193ZM184 254H186V253H184ZM105 263L106 264H117V263H112L111 262V259L109 258V257H107L106 259H105Z\"/></svg>",
    "mask_w": 264,
    "mask_h": 264
}]
</instances>
